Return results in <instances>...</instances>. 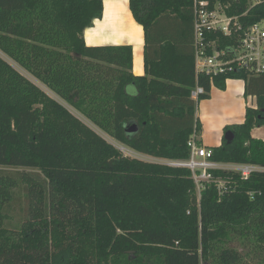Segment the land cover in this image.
I'll list each match as a JSON object with an SVG mask.
<instances>
[{"label": "trees", "instance_id": "1", "mask_svg": "<svg viewBox=\"0 0 264 264\" xmlns=\"http://www.w3.org/2000/svg\"><path fill=\"white\" fill-rule=\"evenodd\" d=\"M193 6L129 0L145 32L137 77L132 46L86 44L104 0H0V166L15 170L0 176V264H264V173L216 170L222 193L214 183L198 194L189 169L113 143L188 160L203 130L199 102L242 80L257 106L224 128L231 143L209 149L221 164L264 167V141L251 134L264 126V74L197 77ZM249 11L245 23L264 22V1ZM218 36L219 48L232 41ZM197 84L206 91L198 103ZM134 123L139 132L128 135ZM17 191L24 219L12 230L4 209Z\"/></svg>", "mask_w": 264, "mask_h": 264}, {"label": "built area", "instance_id": "2", "mask_svg": "<svg viewBox=\"0 0 264 264\" xmlns=\"http://www.w3.org/2000/svg\"><path fill=\"white\" fill-rule=\"evenodd\" d=\"M264 0H194V49L197 77H214L231 71H249L254 75L264 74V22L249 25L244 19L249 10L263 3ZM246 2L242 14H233V8L240 10ZM213 35H216L215 37ZM223 35L232 41L223 48L220 38ZM206 93L205 88L198 85L192 92V99L197 103L200 96ZM200 104V102H199ZM199 110V108H198ZM188 148V160L168 161L164 164L191 171L198 194L205 185L216 184L219 194L222 193L225 181L217 178L214 171L236 173L243 180H248L252 173H264V167L246 164H221L213 160V152L206 148L200 135L191 137ZM123 151L124 149L121 148ZM124 152V151H123ZM161 160V159H159Z\"/></svg>", "mask_w": 264, "mask_h": 264}, {"label": "crops", "instance_id": "3", "mask_svg": "<svg viewBox=\"0 0 264 264\" xmlns=\"http://www.w3.org/2000/svg\"><path fill=\"white\" fill-rule=\"evenodd\" d=\"M103 18L100 20H96L94 22V26L85 31V41L87 46L91 47H100V46H119V45H130L134 50V61H133V74L135 76H144L145 68H144V45H145V32L143 28L138 25L134 16L131 13L129 7V0H104V10H103ZM157 33H155L156 37ZM159 37V36H158ZM189 51V50H188ZM226 91L219 90L217 88H213L210 95V100L206 102L211 104V101L214 100V97H223L224 95H231L233 100H244L245 97V88L246 84L242 80L229 79L227 82ZM240 92V94H239ZM249 100V101H248ZM246 102V108L256 107L257 102L255 97L249 96ZM233 104H231V109ZM202 105L200 104L197 116L202 122V133L200 135V140L202 141L204 146H210L208 142L204 140L205 138V126L204 119L209 118L214 120L217 113L213 116L210 114L207 116L204 113H201ZM246 109L243 108V114L240 121L224 120L217 125V123H212L210 129L208 131L215 130L216 136L213 147H218L222 145L223 137H224V128L226 126H230V124H242L244 123ZM257 128V127H256ZM260 131V132H259ZM257 133H264V130H256L252 131V137L257 139H262L257 135ZM264 140V139H263ZM212 147V146H211ZM212 147V148H213ZM207 148V147H206Z\"/></svg>", "mask_w": 264, "mask_h": 264}, {"label": "rangeland", "instance_id": "4", "mask_svg": "<svg viewBox=\"0 0 264 264\" xmlns=\"http://www.w3.org/2000/svg\"><path fill=\"white\" fill-rule=\"evenodd\" d=\"M24 75H26L27 77H29L31 80H33L36 84H38L41 89H43L45 92H48L50 95L54 96L50 91L49 89H46L43 85H41L37 80H35L33 77H31L29 74L27 75L24 71L20 70ZM240 94V92H239ZM249 98V96H248ZM248 98L244 97V100H233V97L229 94V95H224L223 97H214V100L211 101V104H208L206 101L207 100H202L200 102V104L202 105V109L200 110L201 113H204L206 114L207 116H209L210 114H212L213 112V116L215 115V113H217L216 117H214V120H211V119H207L205 118L204 119V123H205V126L206 129H205V138L204 140L206 142H208V144L210 145L209 147L208 146H205L207 148H212L214 144L213 141H215V136H216V131L215 130H212V131H208V128L210 129L212 123H217V125L219 123H221L222 121L224 122V120H234V121H240V119L242 118V114H243V108L247 109L245 106L246 102L248 100ZM210 100V99H208ZM249 101V100H248ZM200 104H199V107H200ZM231 104H233V109H231ZM65 106H67L78 118H80L83 122H86L89 124V122L83 118L78 112H76L71 106H68L67 104H65ZM256 130H264V126L262 127H257V128H254ZM253 129V130H254ZM252 130V131H253ZM260 132V131H259ZM106 137L105 134H102ZM201 135V134H200ZM257 135L259 137H261L263 140L264 139V133H257ZM109 141L110 139L108 137H106ZM264 141V140H263ZM112 142V141H111ZM119 149L123 148L124 150V153L130 157H133V158H138V159H144L145 161H151V162H155V163H162L164 164V160H156V159H152L150 157H147V156H143V155H138L136 152L128 149L127 147L123 146V145H119L117 144L116 142H113ZM212 146V147H211ZM15 171L14 169L13 170H9V169H6V168H3L0 166V176L3 175L4 173L6 172H12ZM21 171H23L21 169ZM22 207H24V199H23V196L20 195V193H18L17 191V194L15 196V200L11 203V204H8L5 209H4V214L6 215V219H5V226L9 229H12L14 230L15 227H17V225H19V223H21L24 219V215L21 211Z\"/></svg>", "mask_w": 264, "mask_h": 264}, {"label": "water", "instance_id": "5", "mask_svg": "<svg viewBox=\"0 0 264 264\" xmlns=\"http://www.w3.org/2000/svg\"><path fill=\"white\" fill-rule=\"evenodd\" d=\"M126 132L128 135H135L139 132V127L134 123L126 129ZM224 138L227 140L228 143H231V141L233 140V134L231 132H228L224 135Z\"/></svg>", "mask_w": 264, "mask_h": 264}]
</instances>
